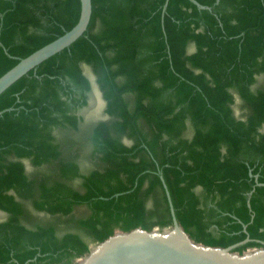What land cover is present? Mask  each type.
Masks as SVG:
<instances>
[{
    "label": "trees",
    "instance_id": "16d2710c",
    "mask_svg": "<svg viewBox=\"0 0 264 264\" xmlns=\"http://www.w3.org/2000/svg\"><path fill=\"white\" fill-rule=\"evenodd\" d=\"M197 1L212 12L169 0L162 22L165 0H91L84 34L0 94V111L11 108L0 115V264H71L89 251L77 233L26 226L20 200L52 215L88 206L76 226L98 243L172 226L160 173L192 240L226 247L248 234L233 252L264 247V0ZM78 13L79 0H0V71ZM82 63L110 117L87 134L103 169L86 173L55 135L79 129L91 88ZM24 159L56 175L29 177Z\"/></svg>",
    "mask_w": 264,
    "mask_h": 264
},
{
    "label": "water",
    "instance_id": "95a60500",
    "mask_svg": "<svg viewBox=\"0 0 264 264\" xmlns=\"http://www.w3.org/2000/svg\"><path fill=\"white\" fill-rule=\"evenodd\" d=\"M168 1L165 0L162 7V22ZM189 1L198 9L212 12V7L208 5L197 0ZM91 12V0H79L78 16L69 26L28 50L0 71V94L44 60L69 47L82 36L89 24ZM10 110L8 108L4 111ZM4 111H0V115ZM159 177L168 200L173 229L163 234L140 228L130 232L121 231L119 235L113 234L90 251L80 264H264V247L232 255L234 248L250 241L248 234L243 240L226 247L206 246L192 240L178 223L161 173ZM243 229L246 232L245 224Z\"/></svg>",
    "mask_w": 264,
    "mask_h": 264
},
{
    "label": "rangeland",
    "instance_id": "374dc122",
    "mask_svg": "<svg viewBox=\"0 0 264 264\" xmlns=\"http://www.w3.org/2000/svg\"><path fill=\"white\" fill-rule=\"evenodd\" d=\"M193 50V46H188V52ZM81 69L86 77L90 81L91 88L87 94V104L84 107L78 109L77 114L80 118L79 129L77 131L70 132L56 131V139L66 147V144L71 145L69 148L72 158L78 163L80 171L86 173L92 169H103L102 164L95 158L92 157V146L87 141V134L90 132L91 128L95 123L101 120H110V117L105 113V100L103 98L100 87L96 81V75L93 69L86 64H81ZM262 84V77L257 76V82L252 86L253 89L259 87ZM234 103L232 105L233 115L237 118H244L247 112L246 108L243 106L244 103L240 100L236 92H233ZM126 144H130V140L123 138ZM26 174L29 177L35 176H47L54 177L56 175V170L53 169L52 165H41L35 166L30 160H22ZM69 184L82 191L80 183L78 180H71ZM199 188L196 189L199 192ZM27 212L30 214L29 217L22 220V222L28 226L33 227L36 223L48 224L51 223L56 227L57 234L62 235L65 232L77 233L89 247V251L78 258H75L71 264H80L90 253L98 246V242L94 241L90 236L84 233L81 229L76 226V221L80 218H85L90 214V209L84 204L75 205L68 215L61 214H48L46 212L37 211L32 208L29 201L20 200ZM151 203L148 202V206ZM8 218L7 213L0 210V221H4ZM173 229V226L165 227L162 229L154 228L152 231L155 233H165ZM122 234L118 229L115 230L114 235ZM263 247H248L244 249L243 253H249L256 251ZM232 255H236L235 252Z\"/></svg>",
    "mask_w": 264,
    "mask_h": 264
}]
</instances>
